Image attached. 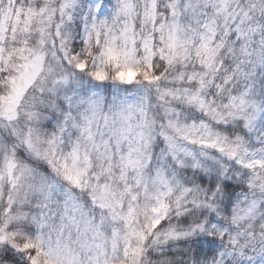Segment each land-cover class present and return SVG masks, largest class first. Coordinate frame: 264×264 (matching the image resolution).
I'll return each instance as SVG.
<instances>
[{
	"label": "clouds",
	"instance_id": "obj_1",
	"mask_svg": "<svg viewBox=\"0 0 264 264\" xmlns=\"http://www.w3.org/2000/svg\"><path fill=\"white\" fill-rule=\"evenodd\" d=\"M0 264H264V0H0Z\"/></svg>",
	"mask_w": 264,
	"mask_h": 264
}]
</instances>
